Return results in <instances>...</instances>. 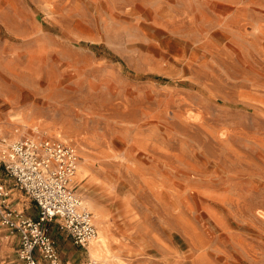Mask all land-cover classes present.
<instances>
[{
	"label": "rangeland",
	"instance_id": "1",
	"mask_svg": "<svg viewBox=\"0 0 264 264\" xmlns=\"http://www.w3.org/2000/svg\"><path fill=\"white\" fill-rule=\"evenodd\" d=\"M24 137L74 148L96 264H264V0H0Z\"/></svg>",
	"mask_w": 264,
	"mask_h": 264
},
{
	"label": "built area",
	"instance_id": "2",
	"mask_svg": "<svg viewBox=\"0 0 264 264\" xmlns=\"http://www.w3.org/2000/svg\"><path fill=\"white\" fill-rule=\"evenodd\" d=\"M0 164L38 208L37 218L23 216L11 208L6 200L8 192L0 185V222L10 233L18 234L17 257L23 264H61L48 231V223L54 219L75 245L87 247L95 239L93 215L70 186L77 167L72 146L53 139L24 137L0 151Z\"/></svg>",
	"mask_w": 264,
	"mask_h": 264
},
{
	"label": "crops",
	"instance_id": "3",
	"mask_svg": "<svg viewBox=\"0 0 264 264\" xmlns=\"http://www.w3.org/2000/svg\"><path fill=\"white\" fill-rule=\"evenodd\" d=\"M14 181L8 177L3 167H1L0 185H3L8 192L6 200L9 202L11 208L22 213L25 217L37 218L38 208L36 204L23 191L16 187ZM48 231L55 241L61 264H89V259L92 260L89 254V245L87 247L75 245L72 239L59 229L57 219L48 223ZM18 247V234L10 233L9 229L0 222V258L6 256L11 258V264H23L17 257Z\"/></svg>",
	"mask_w": 264,
	"mask_h": 264
},
{
	"label": "bare ground",
	"instance_id": "4",
	"mask_svg": "<svg viewBox=\"0 0 264 264\" xmlns=\"http://www.w3.org/2000/svg\"><path fill=\"white\" fill-rule=\"evenodd\" d=\"M93 222L95 223L94 215H93ZM88 249H89L90 256L93 258H101L103 260H108L111 258V254L108 248V243L102 234L99 236H96L95 239H93L90 242Z\"/></svg>",
	"mask_w": 264,
	"mask_h": 264
}]
</instances>
